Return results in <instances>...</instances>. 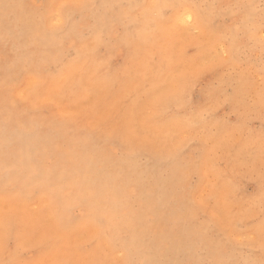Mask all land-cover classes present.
I'll return each instance as SVG.
<instances>
[{"label":"rangeland","instance_id":"374dc122","mask_svg":"<svg viewBox=\"0 0 264 264\" xmlns=\"http://www.w3.org/2000/svg\"><path fill=\"white\" fill-rule=\"evenodd\" d=\"M0 260L264 264V0H0Z\"/></svg>","mask_w":264,"mask_h":264},{"label":"bare ground","instance_id":"6f19581e","mask_svg":"<svg viewBox=\"0 0 264 264\" xmlns=\"http://www.w3.org/2000/svg\"><path fill=\"white\" fill-rule=\"evenodd\" d=\"M24 16H21L20 18H17V17H15V18H12L11 19V21H10V23H12V25L13 26H16L20 21H23L22 20V18H23ZM196 18V17H195ZM197 20V19H196ZM194 21H195V19H194ZM190 22V21H189ZM11 25V24H10ZM39 28H42V25H39ZM99 164H102V162H98ZM165 195H166V193L164 192V191H162V192H160V200L161 201H163L164 202V200H165ZM162 204H164V203H162ZM164 206H166L165 204H164ZM165 209H166V207H165ZM166 211H167V209H166ZM167 213L170 215V216H172V217H176V216H173L171 213H170V211H167ZM162 227H163V229L164 230H167V227L164 225V224H162ZM0 264H3V261L2 260H0Z\"/></svg>","mask_w":264,"mask_h":264}]
</instances>
